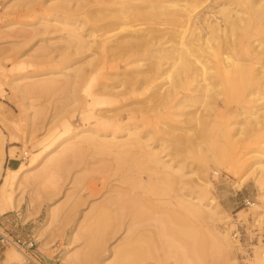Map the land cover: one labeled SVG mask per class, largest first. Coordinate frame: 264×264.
<instances>
[{
	"label": "rangeland",
	"instance_id": "1",
	"mask_svg": "<svg viewBox=\"0 0 264 264\" xmlns=\"http://www.w3.org/2000/svg\"><path fill=\"white\" fill-rule=\"evenodd\" d=\"M192 1L199 6L188 25L171 21L172 13L181 17L191 11ZM222 2L0 0V190L6 184L5 195L19 203L0 214V233L35 239L36 247L28 253L35 263L64 264L61 256L68 249L84 256L106 247L103 254L110 262L115 247L117 256L128 250L124 260L119 255L121 264H264L256 246L242 247L231 236L238 223L249 226L255 216L264 225V181L256 170L264 166V77L249 78L244 88H233L228 100L214 91L212 105H183L179 98L193 92L195 82L177 88L176 96L166 95L169 69L163 82L147 85L142 76L130 73L134 65L125 67L98 49L77 48L69 37L73 31L89 41L100 39L111 28L114 11L129 4V13L137 16L128 13L127 24L116 30L135 28L142 35L156 29L150 42L138 40L145 47L138 44L142 51L136 62L146 69L159 58L158 50L164 54L176 49L192 31L205 34L207 20L224 26L218 12ZM255 27L238 35L255 50L242 57L252 74L264 72V32ZM112 92L120 95L111 96ZM81 130L87 135L82 137ZM149 152L175 166L172 171L181 167L182 183L164 187L161 172L147 158ZM160 164L156 167L162 170ZM177 175L173 174L178 182ZM197 193L204 204L219 207L222 218L214 224L227 229L231 260L222 259L212 241L208 208L196 215L180 207L179 198L196 202ZM245 197L254 206L246 207ZM50 207L54 218L49 221ZM76 227V241H70ZM40 230L57 246L55 252L40 247ZM5 251H10L11 264L29 261L8 245L0 246V264Z\"/></svg>",
	"mask_w": 264,
	"mask_h": 264
},
{
	"label": "bare ground",
	"instance_id": "2",
	"mask_svg": "<svg viewBox=\"0 0 264 264\" xmlns=\"http://www.w3.org/2000/svg\"><path fill=\"white\" fill-rule=\"evenodd\" d=\"M168 1H174V0H168ZM192 3H193V1H192ZM233 4H236V6H239L240 8H236V9H235V7L231 8V6ZM128 5L127 6L124 5L123 7L120 8V10L118 9V10L114 11V14L111 16L112 21L109 23L111 28L108 27L109 28L108 31L107 32L105 31L104 35L102 34L103 36L102 35H101L102 37L100 36V39L94 40V41H89V40L82 38L81 35L79 36L78 33L76 34L73 31L72 32L69 31V33H71V35L68 33L69 37H73L71 39H74L73 42L75 43L77 48L78 47L79 48H85L86 47V48H88V50L98 49L105 57H111V59H115V60L120 59L121 62L125 63V67L129 66V65H134L135 67L130 70L131 72L130 71L129 72L131 74H135L136 76H142L144 79L143 81L147 85H151L157 79L162 80L163 78H165L163 76H164V74H166V71L169 69L171 71V75L169 74V71H167V75L169 77H166L167 78L166 86L169 88V90L168 91L166 90L167 92H165V90H163L164 93H166V95L176 96L178 94L176 92L177 88H179L181 86H182V88H183V86L188 87L193 82H195V83H193L194 84V87L192 88L193 90H191L193 92H191V93L187 92V94H184L179 98V101L181 103L186 102V101H188V102L191 101V103L196 102V104H198V102H200V103L202 102L204 104L206 103L205 104L206 106L208 105V103H209V105L210 104L212 105L213 102L210 103L209 98L210 97L214 98V96H215L214 91L217 94H222V95L226 96V98L228 100L232 94L231 92H232L233 88L234 89H235V87L236 88L240 87V89L244 88V85L247 82V80L249 81L248 83L251 82L249 80V78H251V80H252V77H255V78L264 77L263 71H259L257 73L253 72V74H252L250 72L252 71L253 68L250 69V71H249V69H248V71L246 70V67H245L246 62H244L245 59H243L242 57L246 58V57H250V56L254 55L253 52L255 50L252 49L248 43L245 44L244 41L242 40V38L241 37L239 38V36H238L239 34L245 33L247 30L252 28V25H254V27H255L258 24H259V27L261 26V28L259 29L260 32H262V33L264 32V0H223L222 7H220L218 9L219 10L218 12L220 14H222V16L224 18V26H220V24H218L216 22H212L213 20H207V25H205V28L207 27L208 30H207V28L205 29V30H207V32L205 34L202 33V31H204V30L200 29L201 32L199 31L200 32L199 33V32H196L195 29H194L195 32H193L192 31L193 29H191L192 34H191L190 38L188 35H185L188 37V39L187 40L185 39L184 41H182V43L179 46V47H181L180 49L178 46H176V49L173 48V50H170L167 52L164 51L165 52L164 54L162 53L163 51H161L162 49L158 50V53H156V55L157 56L159 55V58L155 59L156 62L151 61L152 63H150L146 69L141 68L140 67L141 64H137L138 61L136 59V55L138 53L141 54L140 51H142V50H140L138 52V47L145 45V44L144 45L139 44L138 40H141V38H139V37H143V40L146 39V41H149L148 39H150V41H151L152 38H150V37H151V35L153 36L154 34H156L155 33L156 29L154 30L152 28L151 29L147 28L148 30L145 31V33H143L142 35L136 34L137 30H139V29L136 30L135 28H128V29L124 28L125 29L124 31H126V33H121L120 31L116 30V29L121 28V26L123 27V25L127 24L125 19L128 18V13H129L128 7L131 6V5L130 6H128ZM190 5H191L190 7H192L193 9L191 11L185 10L188 12L184 11V14H183V12H181V14H183L181 17H180V14H178V13H172L171 14V21L184 22L185 25H188L187 24L189 21L188 19L190 17H192V11L195 8H197V6H199V3H197L195 1V3L190 4ZM182 10H184V9H182ZM142 13L143 12L141 11L139 16ZM129 14L131 17L136 15L135 13H133V15H132L131 11ZM243 14L246 17H244ZM182 19H183V21H182ZM207 19H209V17ZM184 23H183V25H184ZM129 27H131V26H129ZM259 27L256 26L255 29H257ZM253 28H252V30H253ZM114 30L118 31V32L111 34L110 32H112ZM174 33H178V32H174ZM183 37H184V35H183ZM184 38H186V37H184ZM211 39H212V41H211ZM91 42L93 44L92 48H91V45H92ZM138 44H139V46H138ZM259 44H261V43L259 42ZM144 47H142V49ZM146 48H148V45L146 46ZM170 49H172V48H170ZM143 50H145V49H143ZM109 52H111L112 54H109ZM142 53H144V52H142ZM206 53H207V55L209 54V57H207V55H205ZM111 59H109V60L112 62ZM161 60L165 61V63H167L169 66L167 68H165L164 66H166V65L163 62H161ZM244 67H245V69H243ZM251 67H252V65H251ZM261 68H263V67H261ZM254 71L256 72V70H254ZM130 78H132V76ZM157 81H159V80H157ZM162 82H163V80H162ZM163 88L165 89V87H163ZM245 88H247V87H245ZM160 93H163V92L160 91ZM112 95L119 96L120 93L119 92H116V93L112 92L111 96ZM166 95L164 94L165 99H167ZM220 97H221V95H220ZM151 98L149 97V99H151ZM186 104L187 103H185V104L183 103V105H186ZM194 105H195V103H194ZM200 106H201V104H200ZM200 118H202V116ZM85 132H86V130H81L79 132V134H81V136L84 137L87 135V134H84ZM1 134L2 133L0 132V138H1ZM129 135L134 136V137H138L137 133L130 132ZM3 139H6V138H3ZM137 139H135V140L137 141ZM0 140H2V139H0ZM2 142H3V140H2ZM2 142H1V144H3ZM121 145H123V144H121ZM1 146H3V145H1ZM2 152H3V149H1L0 153H2ZM149 153L147 154V156H148L147 158L152 159V161L154 163V165H153L154 168H157V170L159 169V171L161 172L160 174L162 176L159 175L158 177L160 179H163L162 181L164 182L163 183L164 187L172 189V187H174L177 183H179V184L182 183L183 173H181L182 172L181 167H177L175 171L174 170L172 171V169H175V166H173L171 164H164L162 162V160H160V158L158 157L157 153H150L151 155H149ZM158 164L162 165V167L160 166L162 170H160V168L156 167ZM2 166H3V162H0V171L2 169ZM26 170H27V168L20 170L17 175L20 176ZM256 170H257V177H259L260 179H263L262 180V182H263L264 181V177H263L264 176V166H259L256 168ZM174 172H176L178 174L177 175L178 178H180V180H178V182L174 180L173 174H176ZM259 183H261V180L259 181ZM5 186H6V184L2 187V190H0V214H4L8 210H10L12 208H16L19 204L16 201L13 202L10 197L5 195ZM180 188H181V186H180ZM164 194L165 193H163V195ZM161 196H162V194H161ZM159 197H160V195H159ZM162 197H164V196H162ZM194 197L197 200L196 202H192L190 200L183 199L182 197L179 198L178 201L180 202V205H181L180 207L183 210H187L188 212H192L193 214H196V215H199V214L205 212L204 211L205 207L208 208V210H209L208 213H209L211 220L213 221V226H214L213 227L214 230L212 232L214 238H212V241L214 239V245H215L216 249L218 248L220 255H221V258L226 259L228 257L229 260H231V256L233 253V244H232L231 239L229 238V235L227 234V229H221L220 226L218 227L216 224H214V222H217V220L221 221V218H222L218 214V212L220 211L219 207L217 206V204H212L211 202L204 204L202 202L203 198L199 193L195 194ZM166 202L168 203L169 201L166 200L165 203ZM210 204H212V205L210 206ZM256 210H257V208H256ZM53 218H54V210L50 207L49 211H48V219L50 221ZM97 218L100 220L99 217H97ZM91 223L93 224V221ZM46 225L47 224H45V226ZM77 230L78 229L76 227L71 232L70 241H76L75 239L77 237L76 236ZM44 233H43V230H40L38 232L37 240L39 239L41 241L40 247L42 249H45V250H49L50 248H52V250L55 252L57 249V246L55 244L51 245V242L47 241L48 239H46V237H45L46 235H44ZM213 236H211V237H213ZM107 248L109 249V247H106V249H104L103 252L99 251L100 248H99V250L92 249V251H90V253H88L87 255H84V256H79L77 253L68 249L65 252H63V254L61 256V263H64V264H121L122 261L120 258L122 257L123 258L122 260H124V258L127 257L128 250L125 249L121 252L119 251L118 254L121 257L119 255H118L119 256L118 257L116 255V253L118 252L116 250H118V249H116L115 247L114 248L112 247L111 248V255H112V257L114 256L113 257L114 259H112V261L108 262L106 260V258L104 257V254H103L105 251H107ZM256 248H257L256 249L257 257L259 259H261L264 263V246H260V247L256 246ZM98 251L101 253L99 254ZM9 252L10 251H8L7 254ZM20 252L25 254V257H27L29 259V261L35 262L34 259H36V258L34 256H33L34 258H32V256H29L28 253H24L22 251H20ZM7 254L3 260V264H11L12 263L11 258L9 257V254L8 255ZM115 255L117 257H115ZM217 258L220 259L219 256ZM229 260H226V262H229ZM123 264H124V262H123Z\"/></svg>",
	"mask_w": 264,
	"mask_h": 264
},
{
	"label": "built area",
	"instance_id": "3",
	"mask_svg": "<svg viewBox=\"0 0 264 264\" xmlns=\"http://www.w3.org/2000/svg\"><path fill=\"white\" fill-rule=\"evenodd\" d=\"M2 5L0 4V11ZM26 155V153H25ZM243 203L246 207H252L255 202L249 197L243 199ZM260 219L258 216L252 221V224L248 226L246 223H238L234 229L231 231L232 238L238 242L242 247H247L250 250L259 244H264V225H260ZM36 240L31 237H22L20 235H14L10 232L6 234L0 233V246L6 247L8 245L16 246L20 251L24 253H29L36 247ZM27 264H38L37 262L27 261ZM40 264H53L44 260Z\"/></svg>",
	"mask_w": 264,
	"mask_h": 264
},
{
	"label": "crops",
	"instance_id": "4",
	"mask_svg": "<svg viewBox=\"0 0 264 264\" xmlns=\"http://www.w3.org/2000/svg\"><path fill=\"white\" fill-rule=\"evenodd\" d=\"M14 166H13V164H12V166H11V168H13ZM7 252L8 251H5V256H6V254H7ZM5 258V257H4ZM4 260V259H3ZM3 260H2V262H3Z\"/></svg>",
	"mask_w": 264,
	"mask_h": 264
}]
</instances>
